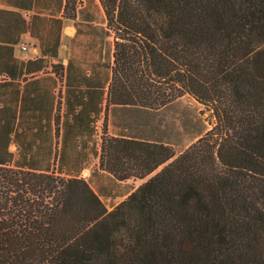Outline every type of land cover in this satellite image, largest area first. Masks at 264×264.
Instances as JSON below:
<instances>
[{
  "label": "trees",
  "instance_id": "trees-1",
  "mask_svg": "<svg viewBox=\"0 0 264 264\" xmlns=\"http://www.w3.org/2000/svg\"><path fill=\"white\" fill-rule=\"evenodd\" d=\"M98 2L106 108L189 94L214 123L178 154L105 132L117 178L161 166L112 209L82 177L1 162L0 264H264V0Z\"/></svg>",
  "mask_w": 264,
  "mask_h": 264
},
{
  "label": "crops",
  "instance_id": "crops-1",
  "mask_svg": "<svg viewBox=\"0 0 264 264\" xmlns=\"http://www.w3.org/2000/svg\"><path fill=\"white\" fill-rule=\"evenodd\" d=\"M90 3L79 0L72 19L66 0H0V163L93 184L106 173L121 182L114 193L105 189L110 185L103 177L110 209L161 166L144 178L119 179L101 164L103 117L109 135L143 138L113 129L124 116L121 108L135 106L106 108L103 10L98 2L101 18L94 20Z\"/></svg>",
  "mask_w": 264,
  "mask_h": 264
},
{
  "label": "rangeland",
  "instance_id": "rangeland-1",
  "mask_svg": "<svg viewBox=\"0 0 264 264\" xmlns=\"http://www.w3.org/2000/svg\"><path fill=\"white\" fill-rule=\"evenodd\" d=\"M92 1L94 4L90 3L91 6H88V4L86 8L89 13L93 14L94 20L99 21L101 8L97 0ZM95 15L98 16L96 17ZM95 29V34H98V28ZM104 48L103 54L107 59L109 45L105 44ZM121 109L126 117L123 116L121 121L113 127L116 132L170 144L176 154L202 136L214 123V116L211 110L189 94H184L159 108L135 106ZM105 132L108 134L105 117H103V135ZM105 176L107 174L103 173L102 177L96 178L94 184L92 180H88L89 184L97 186V190L101 195L100 199L104 204L107 201L103 200V177L110 185L109 188L105 189L116 193L121 188V182H118L113 177L108 176L106 178Z\"/></svg>",
  "mask_w": 264,
  "mask_h": 264
},
{
  "label": "built area",
  "instance_id": "built-area-1",
  "mask_svg": "<svg viewBox=\"0 0 264 264\" xmlns=\"http://www.w3.org/2000/svg\"><path fill=\"white\" fill-rule=\"evenodd\" d=\"M20 46H21V49H24V50L27 48V45L24 43H21Z\"/></svg>",
  "mask_w": 264,
  "mask_h": 264
}]
</instances>
